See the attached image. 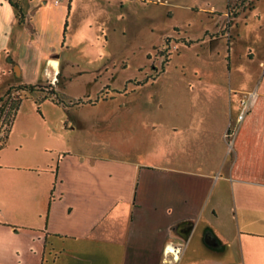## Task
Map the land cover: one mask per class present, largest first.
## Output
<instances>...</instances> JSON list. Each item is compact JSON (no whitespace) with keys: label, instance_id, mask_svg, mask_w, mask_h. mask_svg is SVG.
Here are the masks:
<instances>
[{"label":"crops","instance_id":"1","mask_svg":"<svg viewBox=\"0 0 264 264\" xmlns=\"http://www.w3.org/2000/svg\"><path fill=\"white\" fill-rule=\"evenodd\" d=\"M48 4L20 0L21 21L11 1L0 0L6 90L42 68L59 69L72 0ZM245 54L257 62L256 50ZM258 65L254 86L194 87L213 110L174 125L182 137L173 161L72 149V122L62 118L44 161L30 157L20 167L17 217H5L0 203V264H264V56ZM253 91L240 123V98Z\"/></svg>","mask_w":264,"mask_h":264},{"label":"rangeland","instance_id":"2","mask_svg":"<svg viewBox=\"0 0 264 264\" xmlns=\"http://www.w3.org/2000/svg\"><path fill=\"white\" fill-rule=\"evenodd\" d=\"M71 7L57 73L51 66L37 70L23 81L36 90L13 91L23 101L8 139L0 121V203L9 219L19 213L14 191L20 167L30 157L44 161L43 147L62 118L72 122V149L173 161L174 142L182 137L174 125L213 110L194 87L248 88L258 80L264 0H72ZM249 48L257 62L245 56ZM7 83L1 76L0 106ZM51 89L53 98H44Z\"/></svg>","mask_w":264,"mask_h":264},{"label":"trees","instance_id":"3","mask_svg":"<svg viewBox=\"0 0 264 264\" xmlns=\"http://www.w3.org/2000/svg\"><path fill=\"white\" fill-rule=\"evenodd\" d=\"M11 3L17 8L18 10V16L21 21L24 20V12L22 10V7L20 5V0H10ZM229 60V58H228ZM37 85L34 84H19L18 86H10L8 90L6 91V97L2 98L4 101L0 106V121L3 122V127L6 130V133L4 134L5 139L9 137V132L12 127L13 121L20 109V106L23 101V96L21 95H15L14 90H36ZM56 93L55 89H51V91L45 95L44 98L51 97L53 98V94ZM6 142V141H5ZM5 144V143H4Z\"/></svg>","mask_w":264,"mask_h":264},{"label":"built area","instance_id":"4","mask_svg":"<svg viewBox=\"0 0 264 264\" xmlns=\"http://www.w3.org/2000/svg\"><path fill=\"white\" fill-rule=\"evenodd\" d=\"M61 0H55V3L56 4H59ZM255 94L256 92L253 91V92H248V93H245L244 96H242L240 98V101H239V114L237 116L238 118V121L241 123L245 118L246 116L250 113L251 111V108H252V104H253V101H254V97H255ZM236 127L233 126L232 129H230L229 131H227L226 133V136L227 137H233L235 134H236Z\"/></svg>","mask_w":264,"mask_h":264},{"label":"bare ground","instance_id":"5","mask_svg":"<svg viewBox=\"0 0 264 264\" xmlns=\"http://www.w3.org/2000/svg\"><path fill=\"white\" fill-rule=\"evenodd\" d=\"M53 64L55 65V67L58 65L57 61H54Z\"/></svg>","mask_w":264,"mask_h":264}]
</instances>
